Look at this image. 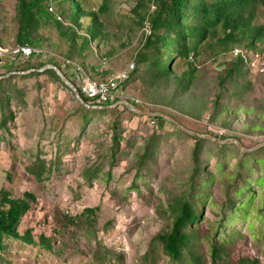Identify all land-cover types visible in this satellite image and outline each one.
<instances>
[{
    "label": "rangeland",
    "instance_id": "374dc122",
    "mask_svg": "<svg viewBox=\"0 0 264 264\" xmlns=\"http://www.w3.org/2000/svg\"><path fill=\"white\" fill-rule=\"evenodd\" d=\"M138 1L90 0V8L96 9L101 3L107 9L99 16L105 37L99 51L94 50L84 60V71L72 62H63L69 50L54 31L52 23L40 31L39 43L35 47L45 53L43 57L17 60L14 67L26 68L34 64L45 65V68L56 62L73 76L77 89L81 91L87 78L107 81L134 61L130 58L137 48L136 39L141 29L137 19L145 12L141 9L137 18L132 13ZM52 7L54 12L58 11L57 3ZM17 9V0H0V43L5 47L17 45ZM120 33H125L127 37ZM112 46H120L121 50L110 57L107 53ZM235 56L236 52L218 56L215 62L209 60L201 68L204 73H200L195 89L186 95L188 103H192L194 95H202L209 100L208 108L201 113L202 119L195 120L187 112L170 113L191 131L214 135L223 141L240 139L238 141L244 147L253 149L263 145L264 133L250 137L239 124L228 131L221 122H213L210 115L213 107L210 101L215 100L217 83L224 74V66L220 63L224 61L227 62L225 66H230L229 62ZM244 56L249 59L247 65L240 66L244 74L237 75L233 82L227 81L224 87L229 97H242L244 105L240 106L245 111L241 107H233L229 113L242 114L252 108L251 113H264V76L258 74L259 64L264 67V63L246 53ZM252 62L259 64L253 68ZM4 65L0 66V77L7 72ZM35 71L12 72L6 76H27ZM123 84L121 98L126 96L146 101L141 91ZM19 85H24L22 88H26L27 92L22 99L25 104L17 100L12 102L17 117L16 125L12 126L14 137L0 129V199L2 189L9 190L13 197H22L26 191L36 194L38 200L24 217L20 232L23 234L31 230L37 243L27 244L20 239L6 237V247L0 249V264H180L173 263L163 252L162 246L158 242L152 244V241L160 231L169 227L167 196L170 192L189 190L187 184L194 171L191 155L195 142L181 134L169 121L161 125L157 119L135 116L130 110V114L121 115L116 111L110 115H91L93 119L82 130L80 103L69 88L45 76L24 80ZM91 102L96 105L95 108L98 106ZM117 107L121 111L125 105ZM137 107L161 113L165 110L159 106ZM115 116L122 119L123 134L130 140L131 148L142 145L144 137L154 134L158 137L151 164L139 168L144 172L139 173L133 184V179H130L133 168L131 157L123 156L127 165L119 163L113 168L112 175H106L109 168L106 146L110 145L109 128ZM239 120L244 125L247 123L245 117L241 116ZM201 146V179L209 182L205 188L208 198L206 205L201 197L197 199L198 212L203 209L204 214L197 225L203 264H212V241L217 229L229 235L226 243L228 259L222 264H251L249 261L253 260L264 264V155L259 154V150L246 153L234 145H220L208 140ZM254 153V156L245 159L246 154ZM41 160L45 161L43 165L49 170L32 166L31 162ZM99 161L103 163L99 173L101 178L86 176L84 170ZM239 161L247 166L240 172L237 171ZM124 168L130 169L126 172ZM240 189L241 195L236 196ZM195 190L197 192V186ZM228 197L233 202L238 201L239 197L243 198L244 204L232 210L227 204ZM86 207L97 209L93 214L84 216L82 214ZM42 235L50 239L51 246L40 245ZM184 264L194 263L185 257Z\"/></svg>",
    "mask_w": 264,
    "mask_h": 264
},
{
    "label": "trees",
    "instance_id": "16d2710c",
    "mask_svg": "<svg viewBox=\"0 0 264 264\" xmlns=\"http://www.w3.org/2000/svg\"><path fill=\"white\" fill-rule=\"evenodd\" d=\"M55 3L59 6L56 12L51 11ZM89 4H91L90 0H17L19 34L16 46L37 47L40 31L45 25L52 23L54 31L59 34L60 39L66 43L69 50L63 62L66 64L72 62L84 71L86 69L84 60L89 53L92 54L94 50L99 51L101 41L105 37L99 16L107 11L101 3L96 6V9L90 8ZM141 9H144L145 12L137 19V23L141 25L136 39L137 48L130 58L134 60V69L123 85H130L134 90L141 91L146 100L145 103L163 107L165 109L162 110L163 114L173 119L175 116L170 112L175 111L180 114L187 112L193 119L199 120L202 119V111L208 108L209 100L202 95H194L191 98L192 103H188L186 95L195 89V83L198 81L200 73H204L201 68L209 63V60L215 62L218 56L236 52L235 59L229 62L231 63L230 66H225L227 62L224 61L220 63L221 66H224V74L221 81L217 83L215 100L210 101L213 104L210 114L211 120L221 122L223 128L228 131L232 130L235 124L242 125L243 132H246V135L250 137L257 135V133H264V113H251L253 108L246 110L248 112H242V114L229 113L233 107L240 108V105L244 104L242 97L226 95L225 92L228 90L224 87L227 81L233 82L237 75L244 74L241 67L247 65L249 61L244 53L257 57L260 62H264V0H140L132 9L136 18ZM146 28L149 34L143 31ZM115 32L119 31L116 30ZM120 35L124 38L127 37L125 33H120ZM0 45L3 46L1 43ZM110 48L107 53V56L110 57L121 50L120 46L119 48L115 46ZM43 55L34 54L28 59L41 58ZM28 59L23 56L0 58V66L3 67L5 64L4 66L7 67V72L1 77H6V74L12 72L36 70L27 76L13 74L0 80V129L11 136L14 135L12 126L16 125L17 121L12 102L17 100L21 104H25L22 99L23 96H26L27 89L22 88L24 85L20 87V82L45 76L57 80L62 86H66L55 70L48 69L40 72L39 69L45 65L30 64L26 68L14 67L17 60L26 61ZM50 64L57 67L75 87H78L73 76L64 70L63 65L56 62ZM65 67L68 66L65 65ZM86 74L91 78L90 74ZM258 74L264 76V69H259ZM78 90L85 102L96 106L83 91L79 88ZM223 100L228 102L224 103ZM118 101L120 100L114 99L102 106H112ZM176 104H179V107ZM78 106L82 111L80 113V119L83 121L82 130H85L84 125L93 119L90 118L91 115H110L114 114L111 112L116 111L121 115L122 113L130 114L126 106L122 107L121 111L119 110L120 107H115L114 110L91 111L85 109L81 104ZM241 109L244 110L242 107ZM132 114L137 116L135 113ZM241 116L247 118L245 125L239 120ZM253 116L255 118H252ZM154 119H157L161 125L167 122L160 117ZM122 122L119 116H115L109 128L110 145L106 146V159L109 168L106 175H112L113 168L119 163L120 165H127V160L123 156L131 157L133 168L130 171V173L132 172L130 179H133V184L139 177V173L143 171H140L139 168L147 163L151 164L158 137L155 134L148 138L144 137L142 145L131 148L130 140L124 137L125 131ZM173 126L181 134L187 135L195 142L191 155L194 171L187 184L189 190L170 192V195L167 196L166 213L170 224L168 229L160 231L153 238L152 244L158 242L162 246L163 252L173 263L184 264V259L187 257L194 264H203V256L199 253L201 243L197 225L199 221L203 220L204 214L203 209L198 212L197 199L201 197L205 205L208 201L205 188L209 182L201 179V145L207 140L190 136L176 125L173 124ZM238 140L241 141L240 139L236 141ZM234 146L238 147L237 145ZM259 154L264 155V148L259 150ZM254 155L255 153L246 154L245 159ZM31 163L35 169L49 170L43 165L45 164L44 160ZM262 164L264 165V161ZM91 166V168L84 170V174L94 179L101 178L99 173L102 171L103 163L99 161ZM239 166L238 172L247 167L243 161H239ZM129 169L124 168V171L127 172ZM203 172L206 173V170ZM195 186H197V192ZM246 187L249 188V185L246 184ZM246 187L244 186V190ZM241 193L242 189L236 192V196H240ZM37 200L36 194L30 191L24 192L22 197H13L9 190H1V250L6 247V237L20 239L27 244L37 243L31 230H26L23 234L20 232L24 217L31 211ZM227 204L230 209L234 210L239 204L242 206L244 200L239 197L238 201L233 202L231 197H228ZM96 209L97 207H86L82 215L89 216ZM228 236L224 230L217 229L215 231L211 251L212 264H222L228 259V246L226 244L228 243ZM221 239L225 241H221ZM39 242L43 247L51 246L50 239L44 235L41 236ZM249 262L260 264L258 260Z\"/></svg>",
    "mask_w": 264,
    "mask_h": 264
},
{
    "label": "built area",
    "instance_id": "2783aa9c",
    "mask_svg": "<svg viewBox=\"0 0 264 264\" xmlns=\"http://www.w3.org/2000/svg\"><path fill=\"white\" fill-rule=\"evenodd\" d=\"M154 9V8H153ZM146 34H149V31L144 29ZM44 53L42 50L38 48H32L29 46H13V47H3L0 45V58L6 57H18L23 56L29 58L34 54H42ZM264 63V62H263ZM258 66L257 62H252V67L255 68ZM134 69V61H132L125 70H122L115 75H113L107 81H94L89 80L88 78L85 80V84L83 86V93L92 101L98 104L97 107L102 105H106L114 99H119L125 102H131L139 106L143 107H153L152 105H148V103L142 102L136 98H128L122 97V84L128 79L130 72ZM260 69H264L263 65L260 66Z\"/></svg>",
    "mask_w": 264,
    "mask_h": 264
},
{
    "label": "water",
    "instance_id": "95a60500",
    "mask_svg": "<svg viewBox=\"0 0 264 264\" xmlns=\"http://www.w3.org/2000/svg\"><path fill=\"white\" fill-rule=\"evenodd\" d=\"M48 69H53L55 70V72L57 73V75L61 78L62 82L74 93V95L76 96L77 101L84 106L87 109H96L99 107L95 106H90L87 102H85L81 96H80V92L77 89V87H75L64 75L63 73L54 65H49L45 68H43L42 70H40V72H44ZM13 75V74H10ZM10 75L6 76V77H0V80L5 79L10 77ZM118 105H125L130 111H132L133 113L137 114V115H142V116H146V117H152V118H156V117H160L163 118L171 123H173L174 125H176L179 129H181L183 132H185L186 134L193 136V137H198V138H202L205 140H210L213 141L215 143H218L220 145H237L242 151L246 152V153H250V152H255L257 150H260L262 148H264V143L263 145H258L257 147L253 148V149H247L246 147H244V145H242L241 143H239L236 140H227V141H223L221 139H218L212 135H205V134H201V133H197L194 131H191L189 129H187L186 127H184L183 125H181L179 122H177L175 119L160 113V112H153V111H144L142 109H140L139 107L129 103V102H118L115 105L112 106H106V107H102L103 109H112L117 107Z\"/></svg>",
    "mask_w": 264,
    "mask_h": 264
},
{
    "label": "clouds",
    "instance_id": "9594fccd",
    "mask_svg": "<svg viewBox=\"0 0 264 264\" xmlns=\"http://www.w3.org/2000/svg\"><path fill=\"white\" fill-rule=\"evenodd\" d=\"M51 11H54V9H51ZM58 20H60V18H58ZM32 48H34V47H32ZM42 54H45V53H42ZM29 58H30V57H29ZM129 64H130V63H129ZM129 64H128V65H129ZM128 65H127V66H128ZM127 66H126V68H127ZM126 68H125V69H126ZM128 78H129V77H128ZM118 102H125V101H121V100H120V101H118ZM118 102H116V103H118ZM128 102H129V101H128ZM129 103H131V102H129ZM131 104H133V103H131ZM133 105H134V104H133ZM151 105H152V104H151ZM135 106H136V104H135ZM152 106H153V107H151V108H154V107H155L154 105H152ZM100 107H101V106H100Z\"/></svg>",
    "mask_w": 264,
    "mask_h": 264
}]
</instances>
